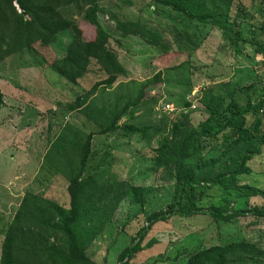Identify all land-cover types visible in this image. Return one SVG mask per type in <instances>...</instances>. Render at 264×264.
<instances>
[{
    "label": "rangeland",
    "instance_id": "obj_1",
    "mask_svg": "<svg viewBox=\"0 0 264 264\" xmlns=\"http://www.w3.org/2000/svg\"><path fill=\"white\" fill-rule=\"evenodd\" d=\"M258 2H263V6ZM99 4V20L111 32L110 45L127 71L113 85L103 83L108 75L95 61L75 84L54 71L53 65L64 57L72 40L69 31L54 44L37 46L38 53L24 51L0 63V258L7 229L26 194L34 193L69 206L68 178L62 165L58 168L52 164L57 158L52 142L65 133L64 146L70 156H75L67 148L75 137L69 128L84 135L98 131L82 113L68 106L97 83L100 86L95 99L107 90L110 102L119 100L125 105L143 94L142 102L122 116L119 124L146 127L147 132L131 137L124 135L123 129L96 134L85 176L92 175L103 186L125 182L148 189L145 204L124 199L88 246L87 253L97 264H120V253L139 242L142 250L135 255L133 264H185L184 258L194 248L243 236L264 242L261 220L251 227L247 225L250 219L211 222L209 216L200 214L170 218L146 230L150 215L166 210L173 196V184L155 163L160 137L169 133L178 112L190 113L193 119L201 117L206 112V100L215 94L227 95L225 84L264 86V67L253 48L240 42L238 52L213 25L190 20L169 7L156 6L152 0H99ZM260 8H264V0H234L231 15L233 19L243 18L250 27L252 22L264 20ZM243 11L248 17L240 15ZM117 14L128 21L138 20L160 35L167 47L147 44L138 36L122 35L116 30L113 16ZM178 65L181 68L175 69ZM210 88L215 91L210 92ZM108 98L98 99L104 102ZM172 109L176 112L171 113ZM258 115L264 116V107ZM254 118L252 114L250 121ZM204 145L206 157L222 148L214 147L211 141ZM249 166L250 173L241 176L239 184L264 188V146ZM200 195L198 205L204 210L227 203L235 208L264 206L261 196L247 197L237 189L223 193L217 187H205ZM51 242L58 243L54 239Z\"/></svg>",
    "mask_w": 264,
    "mask_h": 264
},
{
    "label": "trees",
    "instance_id": "obj_2",
    "mask_svg": "<svg viewBox=\"0 0 264 264\" xmlns=\"http://www.w3.org/2000/svg\"><path fill=\"white\" fill-rule=\"evenodd\" d=\"M152 1L190 20L213 25L238 52H241L240 42L251 46L264 67V20L247 27L243 18L233 19L234 0ZM251 2L257 3V0ZM258 3L263 6V2ZM263 9L259 12H264ZM101 11L99 0H0V63L24 51L38 53L37 46L54 44L69 31L72 40L64 57L53 65L54 71L75 84L95 61L108 75L103 83L113 85L127 71L110 45L111 32L99 20ZM242 13L248 17V13ZM119 16L113 17L116 30L122 35L138 36L147 44L167 47L160 35L138 20L128 21ZM225 85L227 95L215 94L210 101L206 100V112L201 117L193 119L190 113L178 112L169 133L160 137L155 163L163 177L173 184V196L166 210L150 215L146 230L170 218L200 214L209 216L211 222L250 219L247 225L251 227L264 221V206L235 208L227 203L204 210L198 205L205 187H217L223 193L237 189L244 196L264 198V188L239 184L240 177L251 171L249 161L261 154L264 146V116L258 115L264 107V86ZM99 86L97 83L68 104L71 110L79 111L95 124L98 131L84 135L69 128L75 137L67 148L75 156H70L64 146L65 133L52 142L53 154L57 157L52 164L58 168L62 165L68 178L69 206L34 193L26 194L3 239L0 264H97L87 248L109 223L118 205L126 198L132 203L147 202L148 189L144 186L125 182L103 186L92 175L85 176L96 134L107 135L123 129L124 135L131 137L147 132L146 127L119 124L122 116L133 112L142 102L143 94L123 105L119 100L110 102L107 90L93 98ZM99 97L108 99L102 102ZM186 104L190 106L191 102ZM252 114L255 118L250 121ZM207 141L222 148L206 157L204 143ZM52 239L58 243L51 242ZM263 243L243 236L226 243L200 246L189 252L184 258L185 264H264ZM141 250V242L127 246L119 255L120 264H133Z\"/></svg>",
    "mask_w": 264,
    "mask_h": 264
},
{
    "label": "built area",
    "instance_id": "obj_3",
    "mask_svg": "<svg viewBox=\"0 0 264 264\" xmlns=\"http://www.w3.org/2000/svg\"><path fill=\"white\" fill-rule=\"evenodd\" d=\"M168 106V105H167ZM165 107H166V105H165ZM167 109V108H166ZM166 111V113H168V110H165ZM176 112V110L174 111V109H172L171 110V113H175Z\"/></svg>",
    "mask_w": 264,
    "mask_h": 264
},
{
    "label": "water",
    "instance_id": "obj_4",
    "mask_svg": "<svg viewBox=\"0 0 264 264\" xmlns=\"http://www.w3.org/2000/svg\"><path fill=\"white\" fill-rule=\"evenodd\" d=\"M201 196V195H200Z\"/></svg>",
    "mask_w": 264,
    "mask_h": 264
}]
</instances>
